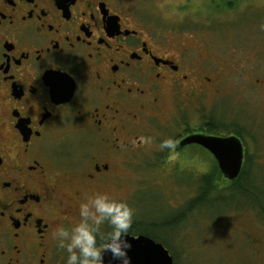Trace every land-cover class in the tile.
I'll list each match as a JSON object with an SVG mask.
<instances>
[{
  "label": "flooded vegetation",
  "instance_id": "obj_1",
  "mask_svg": "<svg viewBox=\"0 0 264 264\" xmlns=\"http://www.w3.org/2000/svg\"><path fill=\"white\" fill-rule=\"evenodd\" d=\"M214 1L174 6L200 15ZM226 2L223 11L238 0ZM142 5L0 0V264H65L53 231L80 222L79 204L114 183L145 137H177L163 158L166 169L181 166L171 156L181 157L186 147L210 152L197 142L181 146L192 134L256 137L208 130L219 121L217 101L232 91V61L208 55L200 38L181 42ZM255 81L264 94V77ZM189 105L196 121L181 116ZM168 108L173 134L153 125ZM140 234L153 238L132 235ZM235 238L245 245L246 264H261L264 235L244 229Z\"/></svg>",
  "mask_w": 264,
  "mask_h": 264
},
{
  "label": "rangeland",
  "instance_id": "obj_2",
  "mask_svg": "<svg viewBox=\"0 0 264 264\" xmlns=\"http://www.w3.org/2000/svg\"><path fill=\"white\" fill-rule=\"evenodd\" d=\"M140 1L144 12L154 15L164 31L182 35L180 40L186 44L200 38L209 44L210 52L202 47L208 55L229 66L232 61L227 82L232 91L217 101L221 105L212 111L219 121L230 124V132L237 133L233 129L236 124L243 135H256L240 137L245 151L243 184L251 187L244 194L247 202L242 192H229L227 186L235 181L224 177L210 152L193 146L186 147L181 157L171 156L180 158V167L166 169L163 158L168 150L161 151L159 144L167 137H145L138 154L131 163L119 165V175L103 193L128 202L135 211L133 233L156 235L168 246L176 264H246L242 257L245 245L235 236L244 229L264 235V94L262 85L255 81L256 77H264V0H238L226 11V0H215L209 3L210 10L200 15L177 9L174 4L180 0ZM206 15L212 16L211 21ZM247 69L251 71L249 77ZM170 109H165L162 119L153 121V125L173 134L176 121ZM194 111L186 106L181 116L187 122L196 121ZM206 175L213 177L211 182L218 189L195 208L192 199L199 196ZM181 210L185 219L173 225L174 214Z\"/></svg>",
  "mask_w": 264,
  "mask_h": 264
},
{
  "label": "clouds",
  "instance_id": "obj_3",
  "mask_svg": "<svg viewBox=\"0 0 264 264\" xmlns=\"http://www.w3.org/2000/svg\"><path fill=\"white\" fill-rule=\"evenodd\" d=\"M176 147L173 137L159 144L161 151ZM134 214L128 202L96 193L79 204L80 222L71 227L58 225L52 239L67 254L65 264H104L106 253L111 255V264H131L128 250L132 245L127 237Z\"/></svg>",
  "mask_w": 264,
  "mask_h": 264
},
{
  "label": "water",
  "instance_id": "obj_4",
  "mask_svg": "<svg viewBox=\"0 0 264 264\" xmlns=\"http://www.w3.org/2000/svg\"><path fill=\"white\" fill-rule=\"evenodd\" d=\"M192 142L202 144L214 155L224 177L230 180L239 177L245 156L244 143L240 137L192 134L181 141V146ZM127 239L132 245L128 250L131 264H173L174 259L169 249L155 239L145 234L136 236L131 233ZM104 264H111V255L108 253L104 256Z\"/></svg>",
  "mask_w": 264,
  "mask_h": 264
},
{
  "label": "trees",
  "instance_id": "obj_5",
  "mask_svg": "<svg viewBox=\"0 0 264 264\" xmlns=\"http://www.w3.org/2000/svg\"><path fill=\"white\" fill-rule=\"evenodd\" d=\"M229 125L230 124H227V123H223V122L218 121L217 123H215V125L213 124V125H207V126L209 127L208 130H214L215 129V130H221V131L223 130V131L230 132L231 131V128H230ZM234 126L235 127H233V129L235 131H237L238 133L241 134V132L243 130H241L238 126H236V124H234ZM201 128L203 129L202 125H201ZM220 177H222V176H220ZM212 178H213L212 176H209V175L207 176L206 175L205 183L203 184L202 190L199 192V196L197 195L196 198H193L192 199V203H193L192 205H193V207L197 208L199 203H204L205 202V200L209 197L210 193H213L214 194V191H217L216 190V189H218L217 186L216 185H213L212 182H211ZM244 179H246V175H245L244 170H242V172L239 175V177L233 180L235 182H233L230 185H228L226 189H229L230 188L229 189V192H231L232 194H235L237 192H240V193L242 192V196L245 199V201L247 202V198L245 197L246 195L244 196V194L247 191H249V189H250L251 186L248 185V184H243V182H245ZM219 198L220 199H225L222 196L219 197ZM256 201L259 202V200H256ZM185 211H187V210L185 209ZM185 217H186L185 212L182 211V210L180 212H178V214H174V219H173L174 222H173V225H175L176 223H178L181 220L185 219ZM157 228L160 229L161 227L160 226H157ZM133 231H134V227H131L130 230H129V232L132 233V234H135L136 232L133 233ZM152 237L155 238V239H158L156 235H152Z\"/></svg>",
  "mask_w": 264,
  "mask_h": 264
},
{
  "label": "bare ground",
  "instance_id": "obj_6",
  "mask_svg": "<svg viewBox=\"0 0 264 264\" xmlns=\"http://www.w3.org/2000/svg\"><path fill=\"white\" fill-rule=\"evenodd\" d=\"M243 141V140H242Z\"/></svg>",
  "mask_w": 264,
  "mask_h": 264
}]
</instances>
